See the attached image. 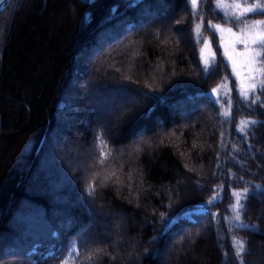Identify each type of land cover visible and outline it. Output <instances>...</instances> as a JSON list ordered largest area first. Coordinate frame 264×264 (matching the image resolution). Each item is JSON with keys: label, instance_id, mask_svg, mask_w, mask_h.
Returning <instances> with one entry per match:
<instances>
[{"label": "trees", "instance_id": "1", "mask_svg": "<svg viewBox=\"0 0 264 264\" xmlns=\"http://www.w3.org/2000/svg\"><path fill=\"white\" fill-rule=\"evenodd\" d=\"M213 9L205 0L207 79L185 0H14L0 12V264H61L74 243L88 250L81 264H237L232 236L249 242L247 264H264L261 205L244 217L256 232L236 230L229 211L233 191L264 186V129L247 141L237 131L264 108L239 97L206 28L224 24ZM98 136L112 153L103 170Z\"/></svg>", "mask_w": 264, "mask_h": 264}, {"label": "snow or ice", "instance_id": "2", "mask_svg": "<svg viewBox=\"0 0 264 264\" xmlns=\"http://www.w3.org/2000/svg\"><path fill=\"white\" fill-rule=\"evenodd\" d=\"M3 2L4 0H0V4ZM185 2L190 6L192 17L200 20V23L194 25L193 33L197 38V43L203 45L199 50L200 64L207 79L213 74L217 61L216 51L212 49V40L203 38L205 16L201 9L205 0H185ZM213 10L219 13V18L223 19L224 24L232 25L225 27L224 24L207 21L206 28L221 37L220 47L223 48V55L231 66L234 76L240 81L239 97L249 108L254 105L264 108V102L261 101V97H264V19L255 18L256 16L264 17V2L262 0H255V2H250V0H214ZM176 23L179 24L181 21L177 20ZM238 45L242 46L240 50H237ZM224 80L227 81L228 78L225 77ZM221 87L227 88L228 86L226 83L217 85L211 90V95L219 96ZM230 93L231 90L229 89L227 94L230 96ZM227 104V110L221 114L225 119H230L233 108L232 100L229 99ZM261 129H264V122L246 119L240 121L237 131L247 141L249 137H254L256 132ZM261 134L264 135V132ZM96 139L99 141L98 163L103 170L107 167L106 162L112 153L108 151V144L101 137L98 136ZM234 151L238 152L239 149H234ZM248 152L255 158L251 144H249ZM115 175V171H113L108 179ZM95 191L96 186L90 184L88 194L92 195ZM232 197L233 202L230 203L229 211L232 213L231 220L234 228L238 231H258L255 225L246 224L244 217L251 211L249 206L253 199L261 205L257 211L264 215V186L261 184L244 185L241 190L233 191ZM217 199L218 197L214 195L208 203L215 204ZM248 244L247 240L232 236L231 247L237 264H247L246 256L250 254ZM87 251V248L81 249L79 245L74 243L64 253L61 264H81L82 253H87ZM88 264H94V256H88Z\"/></svg>", "mask_w": 264, "mask_h": 264}, {"label": "rangeland", "instance_id": "3", "mask_svg": "<svg viewBox=\"0 0 264 264\" xmlns=\"http://www.w3.org/2000/svg\"><path fill=\"white\" fill-rule=\"evenodd\" d=\"M160 12V11H159ZM169 12L170 13H168L167 12V16H166V14H165V16H163L164 18H163V21H167L168 20V18L170 17V15L173 13V11H172V9H170L169 10ZM69 13H70V16L73 18V19H76L77 18V16H78V13L76 12V11H73L72 9H69ZM160 17V16H159ZM151 18V17H150ZM232 26V25H231ZM225 27H229V26H225ZM220 37V36H219ZM221 43H222V41H221V37H220V45H221ZM242 48V46H240V45H238L237 46V50H240ZM222 49V52H223V48H221ZM82 56V55H81ZM225 58V57H224ZM87 58L86 57H84V56H82V59H80L79 60V65L80 66H83V65H85V63H87ZM225 60L227 61V59L225 58ZM227 63H228V61H227ZM229 64V63H228ZM231 67V66H230ZM232 69V68H231ZM233 76H234V74H233ZM234 78L236 79V82H237V86H238V88H240V81L239 80H237V78H236V76H234ZM82 83H83V81L82 82H78L77 83V85L75 84L74 85V83H73V86H79V85H82ZM219 92H220V94H223L224 92H223V89H220L219 90ZM105 93H107L106 91H105ZM99 97V95H96V97H95V99H97L98 101H99V103H98V105L97 106H102L103 105V102L101 103L100 101L101 100H103V99H99L98 98ZM123 98L122 97V95L120 96H118V99H120V98ZM117 98V97H116ZM95 99H94V101H95ZM118 101H115L114 102V104H116ZM184 104H186V105H189L188 103H183V105L181 104V105H179V106H185ZM53 143V142H52ZM51 147H50V152H57L58 150L60 151V149L58 148V146L56 147V145H54V144H51L50 145ZM60 154V153H59ZM59 154H56V157H57V155H59ZM79 158H82L83 160H85V161H82L80 164H79V166H77V168L76 169H78L79 167H81V168H84V170H85V173H86V170H87V173L89 172V170H91L89 167H88V164H87V161H88V158L86 159L85 158V156H83V155H76L75 156V159L77 160V159H79ZM74 159V160H75ZM89 166H90V164H89ZM86 173V174H87ZM113 229H114V227H113ZM115 230V229H114ZM100 235H103V236H109V237H111L112 239H114L115 240V242L117 241L116 239H115V237H114V234L112 233V232H107V231H104V232H101L100 233ZM186 249H188V248H186ZM261 249H263V248H261ZM262 251V250H261ZM260 254H261V252L259 251V253H258V255L260 256ZM172 255V254H171ZM162 262H164L165 264H181V262H180V259L177 257V256H174L173 257V255H172V257H168V258H166V257H164L163 259H162ZM255 264H256V262H255Z\"/></svg>", "mask_w": 264, "mask_h": 264}, {"label": "water", "instance_id": "4", "mask_svg": "<svg viewBox=\"0 0 264 264\" xmlns=\"http://www.w3.org/2000/svg\"><path fill=\"white\" fill-rule=\"evenodd\" d=\"M12 1L13 0H4V2L0 4V12H2L6 7H8Z\"/></svg>", "mask_w": 264, "mask_h": 264}]
</instances>
